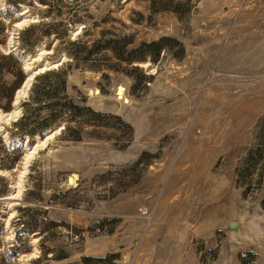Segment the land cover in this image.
<instances>
[{
    "label": "rangeland",
    "instance_id": "obj_1",
    "mask_svg": "<svg viewBox=\"0 0 264 264\" xmlns=\"http://www.w3.org/2000/svg\"><path fill=\"white\" fill-rule=\"evenodd\" d=\"M5 8L0 52L18 55L25 77L0 110L5 143L22 149L0 168V263L19 247L6 264H239L247 251L264 264V0ZM101 36L124 56L154 44L132 63L100 49L73 58ZM36 66L46 69L26 84ZM49 70L120 120L80 126V140L62 122L20 139L21 103Z\"/></svg>",
    "mask_w": 264,
    "mask_h": 264
},
{
    "label": "trees",
    "instance_id": "obj_2",
    "mask_svg": "<svg viewBox=\"0 0 264 264\" xmlns=\"http://www.w3.org/2000/svg\"><path fill=\"white\" fill-rule=\"evenodd\" d=\"M10 16L6 8L4 11H0V45L5 43L6 19ZM165 39L161 38L160 41ZM119 40L105 39L101 36L92 43L91 47L85 48L86 53H83V55H80V51L71 54L75 60H86L89 59L95 49L110 50L118 59L132 63L135 60H143L147 54L144 49L154 44V41L142 42L139 46L129 49L127 55L124 56L123 53L120 55L117 53L116 43ZM17 48H21V46ZM24 77L25 74L18 55L12 51L7 54L0 52V110L9 111L11 109L15 91L23 82ZM67 87L65 74L62 70H49L37 75L36 81L30 89L28 100L21 103L22 112L13 124L15 127L14 133L20 139L25 138V135L30 139L36 134L43 137L51 125L62 122L65 124L64 131L71 134L73 140H80L82 137L77 135L80 134V126H101L104 124L103 119L105 117L120 120L118 115L103 113L92 108L86 103V97L78 94L79 92L75 87L72 88L76 94L67 95ZM70 123H74V126L71 127ZM21 153L22 149L19 146H8L0 134V168L12 167ZM1 193L3 191H0ZM30 226L31 224L23 222L22 230L29 233L32 231ZM9 250L7 257H4L0 264H6L7 259L18 252L19 247H13ZM238 261L239 264H255V254L252 251L239 254Z\"/></svg>",
    "mask_w": 264,
    "mask_h": 264
},
{
    "label": "water",
    "instance_id": "obj_3",
    "mask_svg": "<svg viewBox=\"0 0 264 264\" xmlns=\"http://www.w3.org/2000/svg\"><path fill=\"white\" fill-rule=\"evenodd\" d=\"M39 70H44L43 66H36V67H34L33 70L26 72V74H27V76L31 75V78H33L36 74L39 73ZM230 226L233 227L234 223H231Z\"/></svg>",
    "mask_w": 264,
    "mask_h": 264
},
{
    "label": "bare ground",
    "instance_id": "obj_4",
    "mask_svg": "<svg viewBox=\"0 0 264 264\" xmlns=\"http://www.w3.org/2000/svg\"><path fill=\"white\" fill-rule=\"evenodd\" d=\"M44 69H46V68H44ZM40 71H43V70H40ZM32 78H31V75H28L27 76V80H26V84L31 80ZM24 86H25V84H24ZM23 88V87H22Z\"/></svg>",
    "mask_w": 264,
    "mask_h": 264
}]
</instances>
